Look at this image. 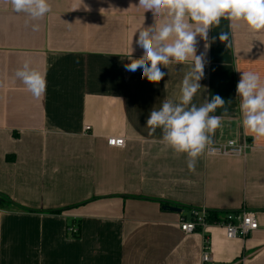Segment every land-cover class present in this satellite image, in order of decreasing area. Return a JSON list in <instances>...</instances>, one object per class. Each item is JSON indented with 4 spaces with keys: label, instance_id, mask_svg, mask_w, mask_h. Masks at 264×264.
Returning <instances> with one entry per match:
<instances>
[{
    "label": "crops",
    "instance_id": "obj_1",
    "mask_svg": "<svg viewBox=\"0 0 264 264\" xmlns=\"http://www.w3.org/2000/svg\"><path fill=\"white\" fill-rule=\"evenodd\" d=\"M50 2L34 32L36 22L0 0V194L25 209H0V264H202V236L179 226L193 211L256 213L260 230L244 240L210 230L212 264H264V138L245 133L236 94L242 71L264 79V32L222 19L207 50L197 38L205 75L193 103L219 95L231 117L211 145L251 147L244 157L205 151L190 171L184 154L159 142V129L150 137L145 127L153 108L179 96L189 64L162 68L158 83L125 70L132 39V57L143 54L136 31L152 13L139 0ZM25 60L46 74L40 99L15 78ZM110 138L126 147H109Z\"/></svg>",
    "mask_w": 264,
    "mask_h": 264
},
{
    "label": "clouds",
    "instance_id": "obj_2",
    "mask_svg": "<svg viewBox=\"0 0 264 264\" xmlns=\"http://www.w3.org/2000/svg\"><path fill=\"white\" fill-rule=\"evenodd\" d=\"M16 14H24L32 30H40L38 21L52 11L50 0H3ZM83 3V0H82ZM144 13L150 11L153 23L136 31V45L143 49L139 58H133L132 43L125 70H142V77L158 83L165 75L161 71L173 64H189L180 86L177 98H166L159 109L153 108L146 121L148 136L160 130V143L175 154L187 157L190 171L195 169L198 158L213 143V136L222 127L225 118L231 119L225 100L215 95L209 101L197 106L193 99L201 89L204 77V55H197V38L205 41L204 48L210 47L209 31L219 27L221 20L229 21V28L244 25L249 32H264V0H139ZM103 10V9H101ZM135 33V34H136ZM230 32L221 30L219 40L230 41ZM213 42L215 37L212 38ZM231 42L227 44L229 47ZM239 71V69H237ZM15 78L23 83L36 99L46 92V74L25 60L15 71ZM241 125L253 140L264 138V79L253 71H242L236 88ZM229 106L231 100L228 101ZM222 108L221 115H214ZM123 147V145H121Z\"/></svg>",
    "mask_w": 264,
    "mask_h": 264
},
{
    "label": "built area",
    "instance_id": "obj_3",
    "mask_svg": "<svg viewBox=\"0 0 264 264\" xmlns=\"http://www.w3.org/2000/svg\"><path fill=\"white\" fill-rule=\"evenodd\" d=\"M91 131V127L86 126L84 133ZM107 144L111 148L124 149L126 141L124 138H110ZM123 145V147H121ZM251 145L247 141L237 142L229 140L216 145H209L206 149L209 156L222 157H244ZM180 229L185 235L199 234L202 236V264H212L213 257L211 255V245L209 232L212 228H221L225 232V238L228 241L244 240L253 233L260 230L257 215L251 211H242L236 214H227L219 221L210 223L207 220L206 212L193 211L190 219L183 217L179 222ZM69 232L73 236H79L76 228H70ZM78 234V235H77Z\"/></svg>",
    "mask_w": 264,
    "mask_h": 264
},
{
    "label": "trees",
    "instance_id": "obj_4",
    "mask_svg": "<svg viewBox=\"0 0 264 264\" xmlns=\"http://www.w3.org/2000/svg\"><path fill=\"white\" fill-rule=\"evenodd\" d=\"M162 205L164 207L166 206L165 204H162ZM0 209L25 211V209H23L19 205L15 204L9 197H7L5 195H1V194H0ZM59 213H61V211L51 212V214H59ZM223 217H224V215L219 214V213H215V212H208L207 213V220L210 223L217 222ZM75 237L78 238L79 236H75Z\"/></svg>",
    "mask_w": 264,
    "mask_h": 264
},
{
    "label": "water",
    "instance_id": "obj_5",
    "mask_svg": "<svg viewBox=\"0 0 264 264\" xmlns=\"http://www.w3.org/2000/svg\"><path fill=\"white\" fill-rule=\"evenodd\" d=\"M163 209L164 210H169L170 212L177 213V214H181V212H182L181 209L176 208V207L165 206Z\"/></svg>",
    "mask_w": 264,
    "mask_h": 264
},
{
    "label": "rangeland",
    "instance_id": "obj_6",
    "mask_svg": "<svg viewBox=\"0 0 264 264\" xmlns=\"http://www.w3.org/2000/svg\"><path fill=\"white\" fill-rule=\"evenodd\" d=\"M77 230H78V232H79V229L78 228H76ZM68 232H69V230H68ZM70 233V232H69ZM71 234V233H70ZM79 234H80V232H79ZM72 235V237H75V236H73V234H71ZM78 235V234H77Z\"/></svg>",
    "mask_w": 264,
    "mask_h": 264
}]
</instances>
